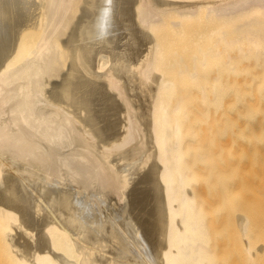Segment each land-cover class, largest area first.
<instances>
[{
    "label": "bare ground",
    "instance_id": "obj_1",
    "mask_svg": "<svg viewBox=\"0 0 264 264\" xmlns=\"http://www.w3.org/2000/svg\"><path fill=\"white\" fill-rule=\"evenodd\" d=\"M258 129L264 0H0L3 264H224L222 144Z\"/></svg>",
    "mask_w": 264,
    "mask_h": 264
},
{
    "label": "rangeland",
    "instance_id": "obj_2",
    "mask_svg": "<svg viewBox=\"0 0 264 264\" xmlns=\"http://www.w3.org/2000/svg\"><path fill=\"white\" fill-rule=\"evenodd\" d=\"M139 96L141 95H133L137 99H134L137 106L138 102L140 105L144 102L146 106L149 97ZM228 133L249 136L239 138L235 143L227 140L222 144L224 150L233 153V158H225L219 164L224 169L227 180L223 183V197H218L213 202L216 208L223 209L215 223L216 229L221 232L220 252L224 255V264H249L237 224L240 217L248 215L254 224L256 246L261 248L258 263L264 264V130ZM205 190L207 193L206 184ZM1 254L0 250V256ZM3 258L0 257V264H3Z\"/></svg>",
    "mask_w": 264,
    "mask_h": 264
}]
</instances>
